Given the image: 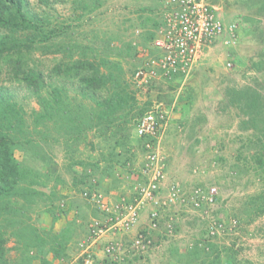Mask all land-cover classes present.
<instances>
[{"label": "rangeland", "instance_id": "obj_1", "mask_svg": "<svg viewBox=\"0 0 264 264\" xmlns=\"http://www.w3.org/2000/svg\"><path fill=\"white\" fill-rule=\"evenodd\" d=\"M80 1L83 0H49L45 5L40 0H29L31 10L41 18L50 16L55 25H73L70 37L73 42L101 53L108 49L109 42L115 50L126 49L132 44L131 51L127 52L130 55L124 59L125 69L128 73L132 71L128 74L131 89L140 106L152 102L157 110H162H159L160 132L155 141L147 143L145 150L134 148L131 152L133 161L129 166L118 168L114 176L103 180L94 192H90L87 186H75L74 177L77 173L80 175L82 169L79 166L70 168L72 158L65 146L59 144L52 148L55 164L42 170L61 175L63 183L58 184L57 193L63 198L53 204L56 221L48 210L50 201H40L39 209L42 211L32 213V218L37 227L52 231L53 235L66 230L72 234L64 244L63 256L57 264L70 261L80 264L88 252L92 253L95 262L102 264L103 258L96 254V250L93 251V247L87 250L86 234L90 224L105 222L107 218L101 209L97 211L98 198L94 196H99L109 209L123 199H135L141 187L149 183L146 166L151 151L158 155L163 175L160 179L162 204L157 209L160 213L158 227L150 229V215L154 208L147 205L141 211L140 229H149L153 244L146 254L134 256L126 253L121 264H130L133 258L141 259L133 264H194L193 258L185 255L196 244L199 247L215 245L214 255L221 261H230L229 264H264V215L252 220L242 212L245 199L264 191V182L256 176L255 163L250 161L246 164V159L238 160L239 151L249 158L246 141L249 143V135L254 130L244 127L243 122L248 118L244 117L237 104L230 101L235 92L249 88L260 92L264 99V69L259 71L255 66L260 57V61H264V39H258L251 33L252 25L264 24L260 9L262 0H211L223 21L237 26L236 43L226 45L220 39L207 48L202 61L187 77L174 75L178 78L166 79L160 76L142 87L135 84L133 77L152 56L145 44L144 31L152 28V22L148 23L147 18H158L157 12L149 9L155 5L153 0H102V6L93 13L85 12ZM112 57L121 59L115 55ZM58 59L59 56L54 55H35L37 64L39 61L42 63L41 69L46 74ZM9 72L4 68L0 83L11 85ZM11 86L13 89L16 86L15 98L26 111L39 109L36 97L26 88L16 84ZM75 87L70 85L71 95H74ZM137 136L134 131L132 145H135ZM148 144L150 148H147ZM111 145V142L89 134L74 160L101 161L104 167L101 155H107ZM54 183L50 181L42 190L48 194ZM213 188L217 192L213 196V204L208 205V193ZM138 231L121 237L129 244ZM17 245L14 239L8 243L12 248L10 264H42L37 259L46 257L49 261L51 257L50 242L41 252L35 248L26 254L23 250H16ZM104 246L102 241L94 247L101 251Z\"/></svg>", "mask_w": 264, "mask_h": 264}, {"label": "trees", "instance_id": "obj_2", "mask_svg": "<svg viewBox=\"0 0 264 264\" xmlns=\"http://www.w3.org/2000/svg\"><path fill=\"white\" fill-rule=\"evenodd\" d=\"M40 2L49 4V0ZM153 3L155 5L149 9L155 10L158 18H147L152 28L144 31L145 44L152 56L155 55L153 40L163 27V6L157 0ZM79 4L85 12L93 13L103 2L83 0ZM260 4L264 15V0ZM252 26V36L264 39V24ZM72 34L73 25H55L50 16L41 18L33 13L29 0H0V79L4 68H8L10 84L26 88L39 105L38 110L26 111L15 98L16 86L13 89L11 85L0 83V264H10L12 248L8 243L11 239L18 244L16 250H23L24 254L35 248L41 252L50 242V253L58 260L63 256L61 250L72 234L66 230L64 234L53 235L52 231L37 227L32 218V213L42 211L40 201H50L48 210L53 221L57 219L53 204L63 198L57 193L58 184L63 180L60 174L52 175L42 170L55 164L52 149L55 145L63 144L71 155L70 168L79 166L82 169L80 175L77 173L74 177L75 186H87L94 192L103 180L113 177L118 168L129 166L134 148L145 150L147 143L155 141L152 137L137 136L132 145V135L140 119L162 110H157L152 102L140 106L131 89L128 74L132 71L127 72L124 59L130 55L127 52L131 51L132 44L126 49L115 50L109 42L108 49L101 53L71 41ZM38 53L59 56L57 64L47 74L41 69L42 63L39 61L38 65L35 60ZM112 55L121 59H114ZM258 62L255 66L261 71L264 61ZM70 85L76 86L74 95H71ZM230 101L248 118L243 122L244 127L254 130L249 135V143L246 141L249 158L239 151L238 160L255 163L256 176L264 182L263 96L249 88L235 92ZM92 133L112 143L107 155H101L104 167L101 161L74 160L80 146ZM50 181L55 185L46 194L42 189ZM96 209L100 211L99 206ZM242 212L252 220L264 215V191L245 199ZM87 235L90 236V226ZM215 248V245L199 247L196 244L185 256L193 258L194 264H229L230 261H221L214 255ZM103 257L102 264L122 263L110 255Z\"/></svg>", "mask_w": 264, "mask_h": 264}, {"label": "built area", "instance_id": "obj_3", "mask_svg": "<svg viewBox=\"0 0 264 264\" xmlns=\"http://www.w3.org/2000/svg\"><path fill=\"white\" fill-rule=\"evenodd\" d=\"M157 1L163 6V27L152 43L155 55L151 56L145 66L137 69L134 74L133 79L137 86L148 85L160 76L166 79L174 75L187 77L202 61L207 48L213 43L220 39L224 40L226 45L236 43L237 26L227 25L219 16L218 9L211 0ZM227 33L230 36L227 37ZM159 114L160 112L148 113L140 119L136 129L139 137L157 138L160 132ZM160 117L163 118V116ZM147 148H150L149 144ZM151 152L148 154L146 166L149 183L141 187L135 199H123L116 207L109 209L104 206L99 196H94L98 198L96 202L107 214V218L105 222L94 221L90 225L87 250L104 241V255H110L118 262L123 261L126 253L134 256L148 253L153 242L148 234L149 229H139L141 211L147 205L153 206L150 229H156L160 216L157 209L162 204L160 179L163 177L159 157ZM216 192V188L210 190L207 197L208 205L213 204V196ZM137 229L139 233L129 244H126L123 237ZM86 255L84 264H94L95 259L92 253L88 252Z\"/></svg>", "mask_w": 264, "mask_h": 264}, {"label": "crops", "instance_id": "obj_4", "mask_svg": "<svg viewBox=\"0 0 264 264\" xmlns=\"http://www.w3.org/2000/svg\"><path fill=\"white\" fill-rule=\"evenodd\" d=\"M201 68V67H200ZM63 227H65V226H63ZM64 229V228H63ZM140 229V228H139ZM74 230V229H73ZM87 233H88V231H87ZM87 235V234H86ZM98 247H93L92 249H93V251L94 250H96L95 252H96V254L99 256V257H102V258H104L103 256H104V253H103V248H102V250L100 251L99 249H97ZM51 255V257L49 258V261L47 260V258H39V259H37L40 263L42 262V264H48V263H50V262H56V264H57V262L59 261L57 258H55L54 257V255L53 254H50ZM144 259H147V257H145ZM144 259H142V260H144ZM25 259H23V261H24ZM141 259L140 258H133L132 259V261H131V263L130 264H133V263H135L136 261H140ZM169 260H170V258H169ZM173 261H174V258L172 259ZM23 261H22V263H23ZM47 261V262H46ZM167 262H168V260H167ZM170 263V262H169ZM169 263H165L164 262V264H169ZM67 264H78V263H76V261H70V262H68ZM128 264H129V262H128ZM172 264H175V262H173ZM177 264V263H176Z\"/></svg>", "mask_w": 264, "mask_h": 264}]
</instances>
